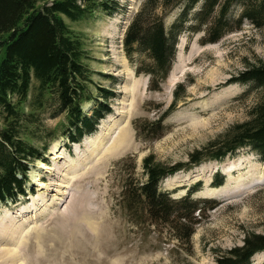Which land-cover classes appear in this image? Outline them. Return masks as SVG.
<instances>
[{
    "label": "rangeland",
    "instance_id": "1",
    "mask_svg": "<svg viewBox=\"0 0 264 264\" xmlns=\"http://www.w3.org/2000/svg\"><path fill=\"white\" fill-rule=\"evenodd\" d=\"M116 1L122 9L111 15L94 14L75 23L65 20L81 42L82 62L91 74L90 99L83 112L91 116L97 108L104 110L101 90L111 93L105 99L108 111L94 132L79 142L66 138L67 131H61L64 115L53 119L54 108L36 115L42 130L34 129L32 138L25 139L38 150L46 147L43 163L48 168H39L42 160L29 163L26 194L14 203H0V256L7 258L8 249H16L15 264H215L220 252L240 246L245 235L264 232V165L248 148L160 183L161 192L173 198L200 183L193 197L211 201L203 208L189 242L175 240L167 227L152 223L141 211L129 212L123 196L125 185L145 180V157L153 155L165 165L187 162L192 152L247 119L260 92H249L250 86L230 80L248 66L264 65V29L257 30L244 20L239 29L206 45L201 44L202 32H183L167 77L151 90L149 76L135 72L137 57L129 60L123 44L126 28L144 0ZM178 12L175 8L165 16V26ZM239 12V7H232V19ZM179 84L185 89L184 97L165 114ZM22 107L29 112L27 105ZM161 117L160 125L150 126ZM3 124L0 111V129ZM123 128L129 132L130 147L107 162L90 163L86 173L78 175L91 146ZM57 155L60 158H54ZM215 174L223 177L222 186L211 185ZM63 178L68 180L63 184L64 199L56 194ZM51 201L56 205L37 227L36 221L27 222ZM11 258L6 264H12ZM251 262L264 264V253L253 255Z\"/></svg>",
    "mask_w": 264,
    "mask_h": 264
},
{
    "label": "trees",
    "instance_id": "2",
    "mask_svg": "<svg viewBox=\"0 0 264 264\" xmlns=\"http://www.w3.org/2000/svg\"><path fill=\"white\" fill-rule=\"evenodd\" d=\"M234 6L240 8L236 19L230 14ZM175 8L179 12L167 27L164 18ZM121 9L116 0H0V111L4 123L0 129V203H14L24 196L29 163L45 162L46 147L38 150L25 139L34 129L42 130L37 114L54 108L53 119L64 115L61 131H67L66 138L79 142L94 132L98 120L108 111L105 99L111 93L101 90L105 94L101 105L104 110L97 108L91 116L83 112L90 99L87 91L91 74L82 62L81 42L65 20L75 23ZM244 20L257 30L264 29V0H144L125 31L126 56L129 60L137 57L135 72L148 75L149 87L155 90L170 71L180 34L202 32V45L216 43L226 33L239 29ZM233 82L250 86L249 92H260L245 121L192 152L187 162L165 165L156 162L153 155L145 157V180L124 187L126 209L141 211L152 223L167 227L179 242L190 241L203 208L211 201L193 197L200 183L173 198L169 192H161L162 180L204 162L222 160L243 148L255 153L264 165V65L248 66L230 80ZM184 90L181 84L175 88L165 114L184 97ZM23 104L29 112H24ZM161 121L162 117L150 126L160 125ZM222 184L223 177L215 174L211 185ZM257 253H264V232L245 235L240 246L220 252L215 264H251Z\"/></svg>",
    "mask_w": 264,
    "mask_h": 264
},
{
    "label": "bare ground",
    "instance_id": "3",
    "mask_svg": "<svg viewBox=\"0 0 264 264\" xmlns=\"http://www.w3.org/2000/svg\"><path fill=\"white\" fill-rule=\"evenodd\" d=\"M173 80H174L173 78H170L171 83ZM114 134H115L114 131L112 132L111 135H109L107 133L106 136L100 138L97 143H95L94 145L91 146L92 148H90L91 149L90 154L83 161L80 162V169L78 171L80 173L78 175L82 176L83 174H85L87 165H89L90 163L92 164V163H95L96 161L107 162L109 159L122 154L124 151H126V149H128L130 147L129 146V144H130L129 132L126 128L119 129L118 133L116 135H114ZM54 158H60V157L57 155ZM41 164L42 165L39 166L40 169H47L48 168L46 166V164H44L43 162ZM68 172H69V170L67 171L66 174H68ZM67 181L68 180H66V178L65 179L63 178L61 183L56 185L57 186L56 194L60 195L63 199L65 197L64 192H63V189L65 188V186L63 184L67 183ZM38 182H40V180ZM53 186H55V185L53 184ZM212 190L213 189H211V191ZM213 192L218 193L219 190L214 189ZM55 205H56V203H54L53 201L49 202L48 205L44 206L42 211L36 213L32 218L29 219L30 221H27V222H30V224H32L33 221H36L35 226L37 227V224L41 220L46 219L47 216H49L51 214L49 209L51 207L54 208ZM46 212H47V214L45 215ZM27 220H28V218H27ZM24 223H25V221H24ZM36 227L34 229H36ZM25 228L26 227H23V229H25ZM17 231L18 230L15 229L14 232H17ZM2 239L5 240L6 238H2ZM9 241L8 240H7V242L5 241L6 245L8 244ZM24 246H26V243H24ZM7 254H9L7 258L12 257L10 259V261L12 262V264H15L17 262L16 257L19 254V253L17 254L16 249H12V250L8 249V251L5 253V255H7ZM7 258L0 256V259H4V260H1V263L6 264V262L8 261ZM18 260H19V258H18Z\"/></svg>",
    "mask_w": 264,
    "mask_h": 264
}]
</instances>
